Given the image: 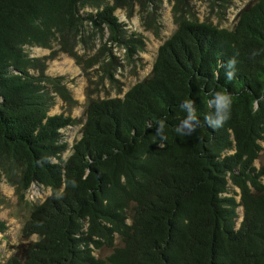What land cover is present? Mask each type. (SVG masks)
<instances>
[{"label":"trees","instance_id":"obj_1","mask_svg":"<svg viewBox=\"0 0 264 264\" xmlns=\"http://www.w3.org/2000/svg\"><path fill=\"white\" fill-rule=\"evenodd\" d=\"M148 1L159 6L0 0V176L21 198L33 184L51 190L30 204L21 241L7 258L0 249V264H264V164H255L264 150V0L249 1L231 26L178 15L150 75L123 97H89L83 119L50 113L58 95L72 97L28 49L72 50L90 26L107 28L130 55L144 43L116 11ZM210 2L226 9L232 0ZM233 56L229 81L223 65ZM213 90L232 100L217 129L204 121ZM185 100L200 122L186 137L175 132ZM77 124L69 144L62 130Z\"/></svg>","mask_w":264,"mask_h":264},{"label":"rangeland","instance_id":"obj_2","mask_svg":"<svg viewBox=\"0 0 264 264\" xmlns=\"http://www.w3.org/2000/svg\"><path fill=\"white\" fill-rule=\"evenodd\" d=\"M251 0H232L228 7L214 5L210 0H181V11H175L176 0H160L159 6L148 1L145 10L135 2L131 12L118 8L116 14L126 25L129 33L142 38L144 45L130 55L126 48L110 41V31H96L87 26L72 50H63L61 45L54 48L31 47L32 56L46 57L47 73L61 76V83L72 97V106L61 95L57 96L51 114L66 111L73 117L84 118L88 98L104 99L123 97L137 82L150 75L159 47L177 29L176 19L180 14L195 16L201 22L220 26H231L235 14ZM68 109H71L70 112ZM71 144L81 136V125L62 130ZM264 146V142H263ZM257 166L264 164V150ZM264 182V179H263ZM51 194L49 188L31 185L23 198L16 187L9 184L4 175L0 176V217L6 221L7 229L0 232V249L7 258L12 247L21 241L23 221L28 216L30 204L44 201ZM241 213V209H239ZM242 217L238 218L240 222ZM98 253V252H97ZM105 249L102 255L109 254Z\"/></svg>","mask_w":264,"mask_h":264},{"label":"clouds","instance_id":"obj_3","mask_svg":"<svg viewBox=\"0 0 264 264\" xmlns=\"http://www.w3.org/2000/svg\"><path fill=\"white\" fill-rule=\"evenodd\" d=\"M255 54L256 53H253V55ZM236 63V58L233 56L226 62V64L223 65L225 69L224 76L229 81L232 80L235 75ZM209 96L210 99L208 100V107L211 111L209 114L204 116V121L211 129L221 128L224 123L230 119L232 105L231 97L224 92L216 90L211 91ZM179 107L185 113V116L176 125L175 132L185 137L191 136L196 131L200 123L197 118L194 105L191 101L185 100L180 103ZM147 127L152 128L153 125L149 123ZM155 129L156 135L160 136L161 140H163V136L161 135L163 131V124L157 121ZM161 147H163L162 144ZM73 186H75V182H73ZM57 198H59V194H57Z\"/></svg>","mask_w":264,"mask_h":264}]
</instances>
